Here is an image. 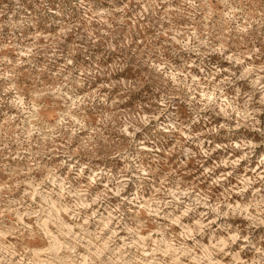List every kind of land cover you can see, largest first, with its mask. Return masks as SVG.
Wrapping results in <instances>:
<instances>
[{
	"label": "clouds",
	"instance_id": "9594fccd",
	"mask_svg": "<svg viewBox=\"0 0 264 264\" xmlns=\"http://www.w3.org/2000/svg\"><path fill=\"white\" fill-rule=\"evenodd\" d=\"M0 264H264V0H0Z\"/></svg>",
	"mask_w": 264,
	"mask_h": 264
}]
</instances>
